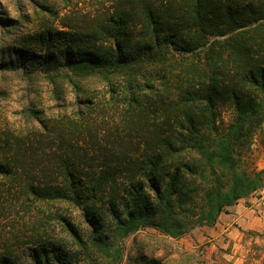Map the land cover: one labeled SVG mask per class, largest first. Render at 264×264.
Here are the masks:
<instances>
[{
    "label": "trees",
    "instance_id": "obj_1",
    "mask_svg": "<svg viewBox=\"0 0 264 264\" xmlns=\"http://www.w3.org/2000/svg\"><path fill=\"white\" fill-rule=\"evenodd\" d=\"M132 7L96 30L43 28L0 54V76L33 81L44 73L54 80L61 68L76 76L65 74L74 91V117L63 127V118H41L28 104L21 115L37 128L26 138L0 141V177L6 178L24 169L18 164L34 161L21 153L25 140L31 147L40 136L50 144L34 158L58 154L45 170L54 180H39L36 168H26L30 202H66L80 210L89 229L84 237L67 214L39 210L61 225L78 250L42 231L24 240L33 245L30 264H79L91 252L120 264L119 244L129 235L150 227L163 241L178 239L195 226H213L228 206L264 189V170L244 167L236 156L264 121V0H136ZM15 24L0 6V25L10 27L4 30ZM95 72L121 75L108 81L104 104L78 85ZM52 95L56 106L63 105L60 91L53 88ZM225 103L234 117L220 130L217 110ZM101 105L121 108L131 121L136 115L145 119L136 122L135 143L127 146L123 139L119 149L92 152L76 145L86 135L92 139L88 121ZM57 141L68 150L56 154ZM135 259L161 263L142 252ZM0 264L19 263L7 250Z\"/></svg>",
    "mask_w": 264,
    "mask_h": 264
},
{
    "label": "rangeland",
    "instance_id": "obj_2",
    "mask_svg": "<svg viewBox=\"0 0 264 264\" xmlns=\"http://www.w3.org/2000/svg\"><path fill=\"white\" fill-rule=\"evenodd\" d=\"M136 0H0L6 17L15 20L13 29L9 26L0 25V54L2 50L14 40H20L29 34L42 30L46 27L65 28L71 30L91 31L98 29L107 19L115 17L122 10H131ZM8 35H6V34ZM6 35V36H5ZM1 57V56H0ZM5 57V56H3ZM62 75L52 78L49 75L40 73L33 81L22 78L21 75L6 74L0 76V141L8 136L14 140V136L28 135V131L38 123H28L21 115L23 108L28 104L39 112L41 118H63L61 127L74 117L73 115V88L68 82L66 75L75 78L73 72L67 68H61ZM104 76L95 72L78 85L94 96L95 101L104 104L108 98V81H114L121 75L115 74ZM53 88L63 95V105L56 106L52 95ZM89 118L91 135H86L84 140H79L78 147L92 152L99 147L119 149V143L126 140L127 146L135 143L137 139V124L145 119L125 117L121 108L100 106ZM217 128L224 130L232 122L234 117L233 108L229 103L218 105ZM127 118V121H126ZM59 124V123H58ZM141 127V123H139ZM142 126H145L142 123ZM59 127V126H58ZM97 134V135H96ZM40 136H35V145L29 146L28 140L22 143L21 153L25 160L32 159L33 162L23 163L24 169H16L14 177H0V254L10 250L19 264H30L31 243H24L32 235L36 236L42 231L54 239L66 242L71 252L77 251L78 247L72 242L71 236L54 219L43 216L39 210L46 214L53 215L57 211L67 214L72 222L79 228V232L88 236L89 229L83 222V217L77 208L66 202L36 203L32 201L31 193L27 194L28 186L25 182V172H31L36 168L35 178L52 179L54 173L45 172L46 167H54V159L57 153L68 150L65 143L55 142L52 146L56 152L44 155L38 159L36 154L43 153L50 144L46 141H39ZM122 138V139H121ZM124 139V140H123ZM131 139V140H130ZM39 141V142H38ZM119 141V142H118ZM130 141V142H129ZM14 142V141H13ZM58 144V146H57ZM40 150V151H39ZM12 152V150H10ZM31 154V156H28ZM20 156V155H19ZM236 156H240L244 167L255 166L264 170V121L253 131L249 141L236 150ZM21 157V156H20ZM31 162V163H30ZM19 163V162H17ZM33 163H36L33 165ZM47 165H44L46 164ZM26 168H29L28 170ZM39 169L41 170L39 172ZM44 171V172H43ZM42 173V175H41ZM44 173L46 176L44 177ZM264 189L257 190L247 198L260 197ZM244 204V201H239ZM238 203V202H237ZM246 205L253 203L245 201ZM264 209V203H262ZM262 213V212H261ZM263 215V214H262ZM40 220L45 221L44 224ZM247 229L243 231L242 246L239 251L242 253L240 264H264V218L258 223H248ZM196 230V233L194 232ZM207 226H195L185 235L175 240L163 241V236L155 229L146 227L129 235L120 242L122 249V260L120 264H138L136 256L142 252L147 258L160 260V264H234V258H229L226 253H231L226 243L217 250L210 251V235L203 237L201 232L206 233ZM196 234V235H195ZM190 252V253H187ZM239 252H237L238 254ZM91 257H82L79 264H107L104 257L97 256L91 252ZM96 258V260H95ZM229 258V259H228Z\"/></svg>",
    "mask_w": 264,
    "mask_h": 264
},
{
    "label": "crops",
    "instance_id": "obj_3",
    "mask_svg": "<svg viewBox=\"0 0 264 264\" xmlns=\"http://www.w3.org/2000/svg\"><path fill=\"white\" fill-rule=\"evenodd\" d=\"M240 200L244 201V204H241L239 202ZM240 200H238V203L228 206L226 211L219 214L216 223L208 227L206 233L201 232L200 234L203 237H206V234L211 236V238L208 239V241H210L209 246L211 252L222 247L225 242L227 247H230L231 250V253H226V255L230 259L234 258V264H240L243 261L241 258L242 253L239 249L243 244L242 235L243 231L248 227L247 224L250 222L258 223L264 218V209H261V205L264 203V193L260 197H246ZM246 200L253 204L246 205ZM194 232L196 233V230H194ZM237 252L239 253L237 254Z\"/></svg>",
    "mask_w": 264,
    "mask_h": 264
}]
</instances>
